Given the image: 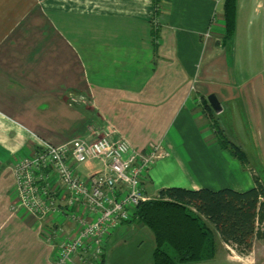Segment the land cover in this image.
Masks as SVG:
<instances>
[{
    "label": "crops",
    "instance_id": "1",
    "mask_svg": "<svg viewBox=\"0 0 264 264\" xmlns=\"http://www.w3.org/2000/svg\"><path fill=\"white\" fill-rule=\"evenodd\" d=\"M222 4L0 0V264H54L46 230L57 222L66 233L74 228L65 215L40 223L16 205L14 164L41 140L58 144L96 130L137 150L157 145L161 155L140 179L148 197L171 186H254L256 171H243L220 146L204 105L215 96L218 127L225 133L218 117L226 112L264 166V0H237L229 46L222 43ZM72 96L84 103L69 102ZM100 168L92 160L75 170L85 177ZM114 230L91 264H130L122 245L107 246ZM152 247L137 264H150ZM81 255L68 264H90Z\"/></svg>",
    "mask_w": 264,
    "mask_h": 264
},
{
    "label": "built area",
    "instance_id": "2",
    "mask_svg": "<svg viewBox=\"0 0 264 264\" xmlns=\"http://www.w3.org/2000/svg\"><path fill=\"white\" fill-rule=\"evenodd\" d=\"M70 102H83L72 96ZM111 132L93 130L89 137L54 144L41 140L34 152L14 164L13 192L16 205L38 222L65 215L74 223L65 232L59 222L45 232L44 239L55 250L54 264H68L74 255L82 261L100 260L106 237L131 217L137 204L150 198L143 194L140 179L161 155L153 145L137 150ZM96 160L101 168L81 177L75 168Z\"/></svg>",
    "mask_w": 264,
    "mask_h": 264
},
{
    "label": "trees",
    "instance_id": "3",
    "mask_svg": "<svg viewBox=\"0 0 264 264\" xmlns=\"http://www.w3.org/2000/svg\"><path fill=\"white\" fill-rule=\"evenodd\" d=\"M236 2L223 0L224 46H229L234 38ZM204 108L215 125L220 146L245 164V152L224 137L208 102ZM254 180V186L242 191L229 187L162 188L157 196L141 200L126 221L141 223L150 231L153 242L150 264H182L213 258L217 245L214 230L221 242L233 247L238 255H247L255 238L264 242L260 227L264 223V184L259 176Z\"/></svg>",
    "mask_w": 264,
    "mask_h": 264
},
{
    "label": "rangeland",
    "instance_id": "4",
    "mask_svg": "<svg viewBox=\"0 0 264 264\" xmlns=\"http://www.w3.org/2000/svg\"><path fill=\"white\" fill-rule=\"evenodd\" d=\"M70 102V100H69ZM77 103H84L78 101ZM220 113V112H219ZM229 115L225 112L223 115H219V121L224 125L225 133L224 137L229 140L233 139L237 141L239 146L246 154V162L241 165L243 171H247L248 173H252V171H256L257 176L260 177L264 184V166L259 162L258 158L255 156L256 147L251 144L248 138L245 137V134L240 131L239 127L236 125L234 128L233 125H229ZM237 131H236V130ZM247 136V135H246ZM229 138V139H228ZM232 142L231 140H229ZM236 158V157H235ZM224 169L228 168V172H231V177L240 178V173L238 169L234 170L233 167L223 166ZM254 170H253V169ZM253 174V173H252ZM248 188V187H247ZM245 190V188H243ZM264 231V223L260 226ZM147 237V238H146ZM214 237L216 240V253L213 258L200 262H188L182 264H264V242L261 239L255 238L253 240L252 250L247 255H238L236 252L228 253L226 249H223L221 245V240L214 230ZM224 243V242H222ZM122 245V250L124 251V255H127L126 262L137 264L139 259H143L148 254V248L152 246V239L150 231L141 223L136 221L134 222H123L120 223L119 226L114 230L111 234L110 239L107 243L108 248L115 246L120 247ZM165 249L171 254L174 255L173 250L166 246ZM118 254L124 256L122 253L118 252ZM231 257H230V256Z\"/></svg>",
    "mask_w": 264,
    "mask_h": 264
},
{
    "label": "water",
    "instance_id": "5",
    "mask_svg": "<svg viewBox=\"0 0 264 264\" xmlns=\"http://www.w3.org/2000/svg\"><path fill=\"white\" fill-rule=\"evenodd\" d=\"M208 101L214 110L220 111V105L214 95H209Z\"/></svg>",
    "mask_w": 264,
    "mask_h": 264
}]
</instances>
